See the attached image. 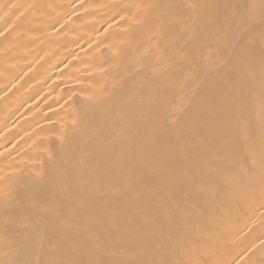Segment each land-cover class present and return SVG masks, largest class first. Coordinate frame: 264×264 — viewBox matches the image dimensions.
Listing matches in <instances>:
<instances>
[{
  "label": "bare ground",
  "instance_id": "1",
  "mask_svg": "<svg viewBox=\"0 0 264 264\" xmlns=\"http://www.w3.org/2000/svg\"><path fill=\"white\" fill-rule=\"evenodd\" d=\"M0 264H264V0H0Z\"/></svg>",
  "mask_w": 264,
  "mask_h": 264
}]
</instances>
